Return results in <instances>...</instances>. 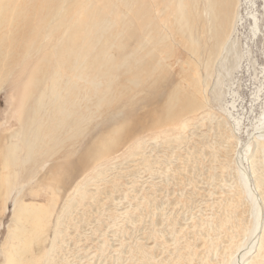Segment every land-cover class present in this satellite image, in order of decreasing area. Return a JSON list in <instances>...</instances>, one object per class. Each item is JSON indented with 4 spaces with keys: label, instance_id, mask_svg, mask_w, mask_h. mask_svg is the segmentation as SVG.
<instances>
[{
    "label": "rangeland",
    "instance_id": "374dc122",
    "mask_svg": "<svg viewBox=\"0 0 264 264\" xmlns=\"http://www.w3.org/2000/svg\"><path fill=\"white\" fill-rule=\"evenodd\" d=\"M186 1L4 0L0 264H264V0Z\"/></svg>",
    "mask_w": 264,
    "mask_h": 264
},
{
    "label": "bare ground",
    "instance_id": "6f19581e",
    "mask_svg": "<svg viewBox=\"0 0 264 264\" xmlns=\"http://www.w3.org/2000/svg\"><path fill=\"white\" fill-rule=\"evenodd\" d=\"M200 1H203V0H200ZM196 2H198V1L197 0H187L186 1V5H187V18H188V21L187 22H189V23H191L192 20H193V18H194V15H195V12H196ZM203 2L204 3L201 4V7H203V13H204L205 17L208 16L210 18V16H212V20H213V18H215V16L211 15V13H213V10L212 9L214 7L212 8V5L214 4V0H204ZM218 2H219V8H218V14H216V16L217 15H219V16H218V23H217V25L219 26V29L221 31V34H223V32L226 31V28H227V26L230 23V20L228 21V19H229L230 14H231L230 13L231 12V9H229L230 6H231V0H219ZM3 3H4V0H0V14H1L2 10L5 8V6H4ZM189 18H190V20H189ZM209 22H210V19H209ZM254 24H256V18L255 17H254ZM262 40H263V43H264V33H263ZM260 128H262L264 130V122H262V125H261ZM243 176H245V175L243 174ZM244 185H245V187H247V181H246V179L244 181ZM25 212H26L25 207H22V206H18L17 205V208L15 210V215H23ZM7 264H17V263H16V260L14 259V257L11 256L10 258H8Z\"/></svg>",
    "mask_w": 264,
    "mask_h": 264
}]
</instances>
